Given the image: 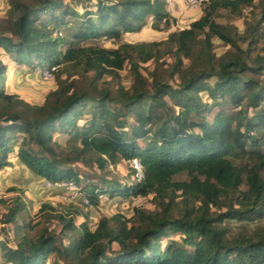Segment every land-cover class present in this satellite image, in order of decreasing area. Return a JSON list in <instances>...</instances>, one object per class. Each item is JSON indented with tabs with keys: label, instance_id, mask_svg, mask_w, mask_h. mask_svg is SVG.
I'll list each match as a JSON object with an SVG mask.
<instances>
[{
	"label": "trees",
	"instance_id": "trees-1",
	"mask_svg": "<svg viewBox=\"0 0 264 264\" xmlns=\"http://www.w3.org/2000/svg\"><path fill=\"white\" fill-rule=\"evenodd\" d=\"M73 1L82 13L65 0H7L0 48L17 64L49 67L57 87L41 104L6 93L7 66L0 60V170L11 165L15 151L34 175L80 188L88 205L98 206L106 193H152L158 209L135 208L131 218L101 216L91 229L75 223L74 215H82L77 207L55 212L44 202L39 211L45 219L54 212L60 231L44 225L31 236L28 229L39 221L25 220L26 203L16 195L2 222L12 226L18 241L12 247L0 240V264H264V225L230 229L232 221L264 218V55L251 54L262 36L264 5L243 34L217 19L224 10L239 14L240 3L252 6L254 0H207L199 18L165 39L116 48L69 41L62 49L66 41L53 33L67 26L69 16L79 18L72 34L77 40H119L141 30L148 19L151 26L175 20L164 0ZM213 36L229 46L219 56ZM167 55L171 62L160 61ZM126 61L132 76L128 88L119 82ZM149 61L154 67L146 76L140 64ZM62 73L91 76L79 85L67 83ZM164 76L178 81L172 84ZM104 77L117 80L116 88L95 84ZM215 106L219 109L208 119ZM88 108L90 117L80 125ZM56 132L68 134L66 151ZM122 159H136L141 176L130 183L106 175L83 182L71 166L95 162L104 170ZM131 168L130 173L138 172ZM182 173L189 178L176 180Z\"/></svg>",
	"mask_w": 264,
	"mask_h": 264
},
{
	"label": "rangeland",
	"instance_id": "rangeland-1",
	"mask_svg": "<svg viewBox=\"0 0 264 264\" xmlns=\"http://www.w3.org/2000/svg\"><path fill=\"white\" fill-rule=\"evenodd\" d=\"M65 2L70 4L72 7H75L79 13L83 12L81 4L77 5L73 0H65ZM203 5L204 4L202 3L197 7L190 8L186 4L185 0H171L170 3L166 0V9L170 15L174 17V21L170 20L168 24L159 23L156 26H151L152 20L148 19V22L141 28V30L137 32L124 33L119 40L107 39L103 36L77 40L76 38H73L72 34L77 31L76 23L79 18L71 16L66 19V27L60 26L61 28H55L53 36L57 34L58 36L64 38L66 42L62 46V49L67 47L69 41H74L75 44L81 46L92 44L106 48H116L119 44L124 42L132 43L138 41L162 40L167 37L169 32L188 27V24L191 21L199 18ZM263 5L264 0H254L252 6L240 3L241 12L239 14H229L224 10L220 12L222 16L217 20L222 24L235 25L240 34H243L249 24L254 25L260 18ZM7 9V0H0V18L5 17ZM258 27L262 36L252 48V55H255L256 53L264 55V23L260 24ZM212 41L214 44L213 49L218 56L229 48L228 45L224 44L215 36L212 37ZM239 43L242 48L247 47V42L240 41ZM0 60L7 66L6 76L4 79V88L6 93L15 94L18 98L31 104H41L44 101L46 94L50 90L57 87L55 75L49 67L40 66L33 69V67L26 63L17 64L13 60L12 56L6 53V51L2 48H0ZM160 61L169 63L171 62V58L167 55ZM140 67L143 75L148 76L149 71H151L154 67V63L152 61L141 63ZM166 67L167 65H162L163 69ZM129 68L130 65L126 61L123 69L119 71V82L126 88H128L132 83V76L130 75L131 73ZM90 76V73L87 78L81 77L75 73H71L70 75L62 73L60 75L61 78L66 79L67 83L75 80V83L79 85L85 84V80H88ZM164 79H168V81L172 84H176L178 81L175 77L167 78L164 76ZM262 80L264 83V74L262 75ZM114 82L116 83L117 80ZM114 82L110 77H104L95 81V84L99 87L109 85L112 89H115L116 84H114ZM205 96L206 95L203 93V98H205ZM262 105L264 106L263 103ZM222 107L229 108V105L227 102H224ZM218 109L219 107L215 106L212 111L207 113V118H212L214 112ZM88 110L89 108L86 109L83 119L78 122L80 125L90 117V112ZM249 115H252L251 110L249 111ZM54 137L55 140L60 143L63 151H66L68 145L70 144L68 141V134L56 132ZM9 161L11 162V165L0 170V198L5 201L4 203L0 202V240L4 239L8 245L12 247L16 246L18 239L14 237L12 226L10 224L3 223L2 219L7 212V206L12 203V199L16 195H18V197L26 203L27 210L22 214L25 220L30 222L31 225H34V223L39 221V224L35 229H28L27 233L31 236L39 231L44 225L48 226L50 229H55L58 233L60 231V222L52 217L54 212L50 211L47 215L48 219H45V213L39 211L41 204L44 202L50 203L55 208V212L64 213L67 209L77 207L82 211V215H74L75 223L79 225L84 222L91 229L95 227L97 224L96 222L101 216L110 217L116 213H120L125 218H131L134 214L135 208H142L147 212L158 209L154 202L152 193L145 196L130 195L124 197H111L106 193L105 195L100 196L98 206L88 205L84 197V193L80 190V188L74 186L73 184H52L44 179L35 178L33 173L18 160L15 151L9 155ZM71 166L80 174L83 182H86L87 180L100 181V175H106V177H114L120 182L130 183L134 181L137 175H139V173H130L132 171L131 166H134L132 165V162H128L124 159L119 160L116 163L109 162L104 170H100L95 162L82 163L75 161L71 164ZM188 178V175L185 173L175 176L176 180H185ZM12 185H18L22 188V190L7 191L6 189ZM241 188L245 189L246 186L242 185ZM262 225H264V218L242 222L232 221L230 222V229L233 233L241 230L251 231ZM175 237L177 238L178 236ZM115 246L116 244H113L112 247L116 248Z\"/></svg>",
	"mask_w": 264,
	"mask_h": 264
},
{
	"label": "built area",
	"instance_id": "built-area-1",
	"mask_svg": "<svg viewBox=\"0 0 264 264\" xmlns=\"http://www.w3.org/2000/svg\"><path fill=\"white\" fill-rule=\"evenodd\" d=\"M166 1V0H165ZM169 3L171 2V0H167ZM207 0H185L186 4L188 5V7L190 8H194L197 7L198 5L202 4L203 2H205ZM132 165L134 166V168L138 171L136 173H139V177L141 176L142 173L141 169H140V164L136 159H133L132 161Z\"/></svg>",
	"mask_w": 264,
	"mask_h": 264
},
{
	"label": "water",
	"instance_id": "water-1",
	"mask_svg": "<svg viewBox=\"0 0 264 264\" xmlns=\"http://www.w3.org/2000/svg\"><path fill=\"white\" fill-rule=\"evenodd\" d=\"M34 175V174H33ZM34 177L35 178H37V179H42L40 176H38V175H34ZM6 180V179H5ZM7 183V182H6Z\"/></svg>",
	"mask_w": 264,
	"mask_h": 264
},
{
	"label": "bare ground",
	"instance_id": "bare-ground-1",
	"mask_svg": "<svg viewBox=\"0 0 264 264\" xmlns=\"http://www.w3.org/2000/svg\"><path fill=\"white\" fill-rule=\"evenodd\" d=\"M30 181V180H29ZM31 182V181H30Z\"/></svg>",
	"mask_w": 264,
	"mask_h": 264
},
{
	"label": "crops",
	"instance_id": "crops-1",
	"mask_svg": "<svg viewBox=\"0 0 264 264\" xmlns=\"http://www.w3.org/2000/svg\"><path fill=\"white\" fill-rule=\"evenodd\" d=\"M172 5V4H171Z\"/></svg>",
	"mask_w": 264,
	"mask_h": 264
}]
</instances>
